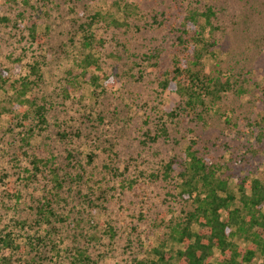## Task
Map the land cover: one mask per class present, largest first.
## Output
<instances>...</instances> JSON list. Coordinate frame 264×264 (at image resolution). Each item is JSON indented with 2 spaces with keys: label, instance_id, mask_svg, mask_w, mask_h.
<instances>
[{
  "label": "rangeland",
  "instance_id": "rangeland-1",
  "mask_svg": "<svg viewBox=\"0 0 264 264\" xmlns=\"http://www.w3.org/2000/svg\"><path fill=\"white\" fill-rule=\"evenodd\" d=\"M123 4L130 14L114 25ZM206 9L214 55L202 69L228 73L234 85L195 116L157 81L171 65L178 17ZM96 11V72L112 76L110 86L77 75L86 50L80 27ZM153 51L157 69L146 60ZM34 59L38 76L29 72ZM0 72L7 79L0 81V237L16 246H1L0 256L12 254V264H126L144 256L166 238L162 225L189 208L174 195L177 170L163 177L188 145L221 166L230 184L245 174L264 183V0H0ZM22 75L34 79L31 93L46 107L43 124L29 120L28 144L6 112ZM31 153L49 159L57 183L29 175ZM46 191L51 213L43 216ZM77 249L85 260H75Z\"/></svg>",
  "mask_w": 264,
  "mask_h": 264
},
{
  "label": "trees",
  "instance_id": "trees-1",
  "mask_svg": "<svg viewBox=\"0 0 264 264\" xmlns=\"http://www.w3.org/2000/svg\"><path fill=\"white\" fill-rule=\"evenodd\" d=\"M119 7L122 12L120 18L112 17L110 20L117 26L125 24L132 9L127 4ZM212 14L210 9H206L200 14L190 13L178 17L176 31L179 34L171 65L162 71L157 81L162 91L176 98L182 110L195 116L210 109L234 85L230 74H209L202 69V59L214 55L211 37L209 35L207 39L206 35V32L211 34L213 29L210 19ZM100 16L101 12L96 11L87 23L81 25L82 48L86 50L75 61L79 69L77 75L93 87L115 83L112 76L96 72L101 69L100 51L96 46L101 42V37L91 29V25ZM30 35L39 39L34 27L30 29ZM157 58L159 51L146 55L153 69L159 66L153 60ZM39 65L38 59L32 60L29 72L38 76ZM2 74L0 72V81L4 82L7 79L4 80ZM33 80L25 75L15 80L12 106L6 110L16 118L21 128L19 141L22 144H28L33 132L29 126L30 119L37 120L39 124L45 122L46 107L37 103L31 93ZM165 107V114H174L171 103ZM175 108L180 109L178 105ZM28 158L32 167L30 176L37 179L40 174L45 178L50 174L51 179L57 183V175L49 166L48 158L33 153ZM175 170L174 195L188 203L189 208L162 225L166 229V238L155 246L148 245L144 256L134 257L126 264H264L261 258L264 256V183L252 174H245L230 184L224 169L200 157L191 145L185 149L182 160L166 163L163 177L171 178V172ZM130 183L128 186H131ZM12 193L16 194L15 190ZM45 193L44 201L37 209L43 216L51 213V192ZM106 227L110 228L111 225L107 223ZM13 243L8 235L0 237V250L15 246ZM74 257L81 261L87 255L84 250L77 249ZM11 258L12 254L0 256L3 264H12L15 258L13 261Z\"/></svg>",
  "mask_w": 264,
  "mask_h": 264
}]
</instances>
